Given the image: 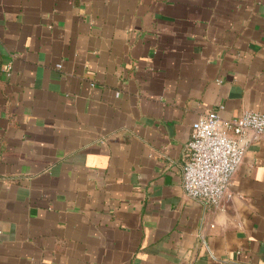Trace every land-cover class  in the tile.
Returning <instances> with one entry per match:
<instances>
[{
    "label": "crops",
    "instance_id": "0c3cea01",
    "mask_svg": "<svg viewBox=\"0 0 264 264\" xmlns=\"http://www.w3.org/2000/svg\"><path fill=\"white\" fill-rule=\"evenodd\" d=\"M216 111L264 113V0H0V264H264V138L184 193Z\"/></svg>",
    "mask_w": 264,
    "mask_h": 264
},
{
    "label": "built area",
    "instance_id": "2783aa9c",
    "mask_svg": "<svg viewBox=\"0 0 264 264\" xmlns=\"http://www.w3.org/2000/svg\"><path fill=\"white\" fill-rule=\"evenodd\" d=\"M262 138L264 113L250 111L224 120L216 111L201 117L187 145L190 161L182 174L185 195L204 205L221 206L230 198L231 183L246 149Z\"/></svg>",
    "mask_w": 264,
    "mask_h": 264
}]
</instances>
